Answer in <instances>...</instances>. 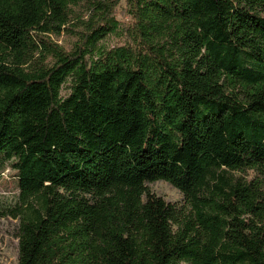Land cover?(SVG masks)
Listing matches in <instances>:
<instances>
[{
	"label": "trees",
	"instance_id": "16d2710c",
	"mask_svg": "<svg viewBox=\"0 0 264 264\" xmlns=\"http://www.w3.org/2000/svg\"><path fill=\"white\" fill-rule=\"evenodd\" d=\"M122 1L0 0L18 264H264V0Z\"/></svg>",
	"mask_w": 264,
	"mask_h": 264
},
{
	"label": "rangeland",
	"instance_id": "374dc122",
	"mask_svg": "<svg viewBox=\"0 0 264 264\" xmlns=\"http://www.w3.org/2000/svg\"><path fill=\"white\" fill-rule=\"evenodd\" d=\"M87 6L75 7V16L88 20ZM116 19L121 27L131 24V17L126 13V2L123 0L118 7ZM64 32L61 36L49 35V38L65 51H71L76 43V38ZM124 42L123 34L109 35L99 43L98 47L112 49ZM71 80H69L62 90V97L70 94ZM148 188L167 202L185 205L183 194L172 185L164 181L147 184ZM18 179L10 161L0 157V264H18L19 256V226L18 219L13 217L14 213L20 211L23 203L20 198ZM24 208V207H23ZM24 210V209H23ZM21 210L20 212H22ZM19 212V213H20Z\"/></svg>",
	"mask_w": 264,
	"mask_h": 264
}]
</instances>
